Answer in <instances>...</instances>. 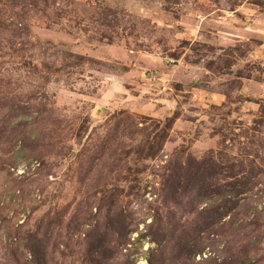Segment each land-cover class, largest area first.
Wrapping results in <instances>:
<instances>
[{
  "label": "rangeland",
  "instance_id": "374dc122",
  "mask_svg": "<svg viewBox=\"0 0 264 264\" xmlns=\"http://www.w3.org/2000/svg\"><path fill=\"white\" fill-rule=\"evenodd\" d=\"M38 11L27 32L0 28V264H151L164 244L162 264H182L153 240L156 217L189 224L159 194L171 164L245 153L264 163V0ZM259 227L256 258L264 215ZM226 238L184 264H227Z\"/></svg>",
  "mask_w": 264,
  "mask_h": 264
},
{
  "label": "trees",
  "instance_id": "16d2710c",
  "mask_svg": "<svg viewBox=\"0 0 264 264\" xmlns=\"http://www.w3.org/2000/svg\"><path fill=\"white\" fill-rule=\"evenodd\" d=\"M55 4L56 0H0V28L9 26L14 35L27 32L28 12L40 8L38 13L49 16L46 9ZM6 9L8 13L5 14ZM104 11L109 10L105 8ZM17 153L16 161L28 158V155L23 157V149ZM185 166L171 164L164 180L165 187L159 194L163 201L168 200L177 207L180 205L182 216H193L191 220L187 217L185 221L189 224L182 226L174 212L167 219L156 217L153 221L159 237L153 240H157L159 246L164 242L171 243L182 264L189 258L194 259L205 248L210 249L213 244L210 238L215 235L230 237L223 245L230 258L227 264H255L258 258L264 260V255L255 256L262 238L258 232L259 219L264 215V183L258 185V178L264 175L262 157L257 153H245L243 157L231 159L206 155L192 159ZM201 203L206 205L199 208ZM227 216L229 220H223ZM179 228V233H173ZM16 234L17 229H14L12 235L16 237ZM32 240L27 239V247L36 257L38 244ZM164 246L166 244L155 249L156 258L149 259L151 264H162ZM209 253L207 260H217L213 251Z\"/></svg>",
  "mask_w": 264,
  "mask_h": 264
}]
</instances>
